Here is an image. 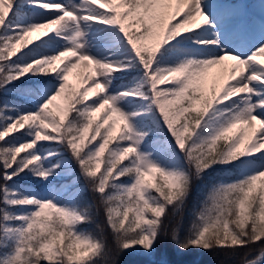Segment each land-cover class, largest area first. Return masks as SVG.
Here are the masks:
<instances>
[{"label": "snow or ice", "instance_id": "snow-or-ice-1", "mask_svg": "<svg viewBox=\"0 0 264 264\" xmlns=\"http://www.w3.org/2000/svg\"><path fill=\"white\" fill-rule=\"evenodd\" d=\"M162 234L264 264V0H0V264Z\"/></svg>", "mask_w": 264, "mask_h": 264}, {"label": "trees", "instance_id": "trees-1", "mask_svg": "<svg viewBox=\"0 0 264 264\" xmlns=\"http://www.w3.org/2000/svg\"><path fill=\"white\" fill-rule=\"evenodd\" d=\"M93 231L95 234H99V230L94 227ZM169 231H171V226H169ZM104 233L107 234L106 228H104ZM119 259L120 264H151V262L165 259L169 261L189 262V264H237L240 257H233L223 252L190 251L188 253H178L171 241L162 234L156 243V251L152 255L148 256L140 252H130L124 254Z\"/></svg>", "mask_w": 264, "mask_h": 264}, {"label": "rangeland", "instance_id": "rangeland-1", "mask_svg": "<svg viewBox=\"0 0 264 264\" xmlns=\"http://www.w3.org/2000/svg\"><path fill=\"white\" fill-rule=\"evenodd\" d=\"M244 3H246L250 10L254 12H259V0L253 1V0H243Z\"/></svg>", "mask_w": 264, "mask_h": 264}]
</instances>
